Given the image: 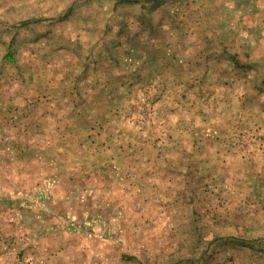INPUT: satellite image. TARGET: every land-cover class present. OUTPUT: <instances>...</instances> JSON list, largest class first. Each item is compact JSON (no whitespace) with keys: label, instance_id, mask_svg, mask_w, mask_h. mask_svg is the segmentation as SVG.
<instances>
[{"label":"rangeland","instance_id":"obj_1","mask_svg":"<svg viewBox=\"0 0 264 264\" xmlns=\"http://www.w3.org/2000/svg\"><path fill=\"white\" fill-rule=\"evenodd\" d=\"M0 190L2 264H264V0H0Z\"/></svg>","mask_w":264,"mask_h":264},{"label":"crops","instance_id":"obj_2","mask_svg":"<svg viewBox=\"0 0 264 264\" xmlns=\"http://www.w3.org/2000/svg\"><path fill=\"white\" fill-rule=\"evenodd\" d=\"M1 191L2 190H0V192ZM1 194L2 193H0V196H1ZM0 204L5 205V203H3L2 197H0ZM29 207H33V205H29ZM83 215H88V218H89V221L91 222L92 227H98V222H99L100 217H101V215L99 214L98 211H93V210L91 211L90 209H87V210L82 212V216ZM91 231H93V230H91ZM4 234L9 237L7 239H9L10 241L13 240V239H11L12 238L11 235H8L9 234L8 232H5ZM113 237L114 238H120L119 236H113ZM113 237L110 236L108 238H110V240L112 242H114L115 239ZM26 238H30V237H28V235H27ZM2 242H6V239H3L2 237H0V243H2ZM0 264H2L1 261H0ZM5 264H7V263H5Z\"/></svg>","mask_w":264,"mask_h":264},{"label":"trees","instance_id":"obj_3","mask_svg":"<svg viewBox=\"0 0 264 264\" xmlns=\"http://www.w3.org/2000/svg\"><path fill=\"white\" fill-rule=\"evenodd\" d=\"M26 24V22H23L22 25Z\"/></svg>","mask_w":264,"mask_h":264}]
</instances>
